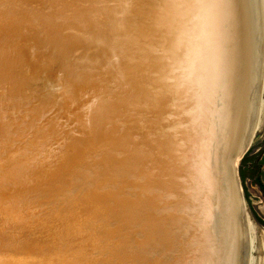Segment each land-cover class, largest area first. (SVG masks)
<instances>
[{"label":"bare ground","instance_id":"obj_1","mask_svg":"<svg viewBox=\"0 0 264 264\" xmlns=\"http://www.w3.org/2000/svg\"><path fill=\"white\" fill-rule=\"evenodd\" d=\"M263 89L264 0H0V264H251Z\"/></svg>","mask_w":264,"mask_h":264},{"label":"rangeland","instance_id":"obj_2","mask_svg":"<svg viewBox=\"0 0 264 264\" xmlns=\"http://www.w3.org/2000/svg\"><path fill=\"white\" fill-rule=\"evenodd\" d=\"M264 98V89L262 92ZM264 101V99H263ZM264 159V102L260 121L250 144L237 162V175L248 216L249 233L254 238L251 264H264V188L259 174Z\"/></svg>","mask_w":264,"mask_h":264},{"label":"crops","instance_id":"obj_3","mask_svg":"<svg viewBox=\"0 0 264 264\" xmlns=\"http://www.w3.org/2000/svg\"><path fill=\"white\" fill-rule=\"evenodd\" d=\"M259 179H260V184L264 188V159L262 161V166H261V169H260Z\"/></svg>","mask_w":264,"mask_h":264},{"label":"water","instance_id":"obj_4","mask_svg":"<svg viewBox=\"0 0 264 264\" xmlns=\"http://www.w3.org/2000/svg\"><path fill=\"white\" fill-rule=\"evenodd\" d=\"M247 224H246V230H247V233H248V235H249V226H248V222H246ZM243 254H245L247 257H248V251H247V249H244L243 250Z\"/></svg>","mask_w":264,"mask_h":264},{"label":"snow or ice","instance_id":"obj_5","mask_svg":"<svg viewBox=\"0 0 264 264\" xmlns=\"http://www.w3.org/2000/svg\"><path fill=\"white\" fill-rule=\"evenodd\" d=\"M21 260H23V257H20Z\"/></svg>","mask_w":264,"mask_h":264}]
</instances>
